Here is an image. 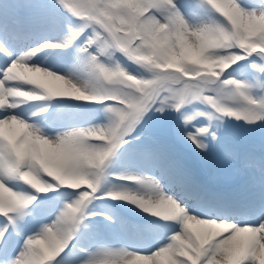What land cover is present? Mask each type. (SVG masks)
Masks as SVG:
<instances>
[{
	"label": "snow or ice",
	"instance_id": "obj_1",
	"mask_svg": "<svg viewBox=\"0 0 264 264\" xmlns=\"http://www.w3.org/2000/svg\"><path fill=\"white\" fill-rule=\"evenodd\" d=\"M46 262L264 264V0H0V264Z\"/></svg>",
	"mask_w": 264,
	"mask_h": 264
},
{
	"label": "rangeland",
	"instance_id": "obj_2",
	"mask_svg": "<svg viewBox=\"0 0 264 264\" xmlns=\"http://www.w3.org/2000/svg\"><path fill=\"white\" fill-rule=\"evenodd\" d=\"M189 78L190 77H186ZM213 166L216 169L217 172V177L218 178H225L231 181H235L238 180L239 177H237L235 175V171H233V168H236V162L235 161H231V162H213ZM233 179V180H232ZM47 264V262H46Z\"/></svg>",
	"mask_w": 264,
	"mask_h": 264
},
{
	"label": "bare ground",
	"instance_id": "obj_3",
	"mask_svg": "<svg viewBox=\"0 0 264 264\" xmlns=\"http://www.w3.org/2000/svg\"><path fill=\"white\" fill-rule=\"evenodd\" d=\"M53 86H54V87L57 86L55 82L53 83ZM47 264H48V262H47Z\"/></svg>",
	"mask_w": 264,
	"mask_h": 264
}]
</instances>
